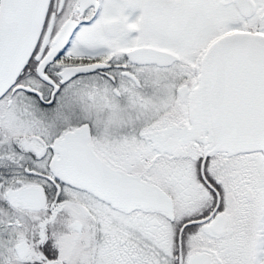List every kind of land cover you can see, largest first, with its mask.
Masks as SVG:
<instances>
[{
  "label": "snow or ice",
  "instance_id": "1",
  "mask_svg": "<svg viewBox=\"0 0 264 264\" xmlns=\"http://www.w3.org/2000/svg\"><path fill=\"white\" fill-rule=\"evenodd\" d=\"M0 264H264V0H0Z\"/></svg>",
  "mask_w": 264,
  "mask_h": 264
}]
</instances>
